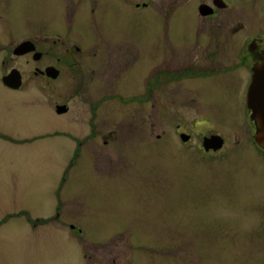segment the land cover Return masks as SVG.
I'll return each mask as SVG.
<instances>
[{"label": "rangeland", "instance_id": "obj_1", "mask_svg": "<svg viewBox=\"0 0 264 264\" xmlns=\"http://www.w3.org/2000/svg\"><path fill=\"white\" fill-rule=\"evenodd\" d=\"M134 1L156 7L169 0ZM259 1L264 8V0ZM177 3L174 35L179 40L187 33L181 27L199 16L194 14L198 5L184 11L185 0ZM29 5V25H49L58 16L55 0H29ZM93 5H99L94 18L102 16V5H110L103 16L110 32L114 29L126 43L140 37V85L124 97L143 99L154 35H162L154 49L157 58L162 51L179 53L180 41L172 48L165 44L162 16L150 7L124 5L121 10L112 0ZM240 7L239 37L254 32L246 13L250 5ZM78 25L85 29L84 22ZM94 26L88 31L99 39L104 27ZM234 56L218 59L232 65L238 63ZM183 58L196 65L204 59L197 54ZM183 76L173 74L165 86L168 95L164 84L159 86L153 107L144 99L106 102L99 113L109 128L125 126L126 132L108 138L106 146L113 147L105 152L89 153L86 143L78 144L82 138H43L21 146L0 140V264H125L132 256L139 258L137 264H264V163L251 151L252 125L209 82L194 83L190 95L187 86L197 79ZM45 98L58 101L48 91ZM70 103L71 116L84 114V120L81 103ZM176 124L191 135L184 147L174 133ZM210 134L224 140L226 158L203 154L202 138ZM94 141L105 148L100 138ZM77 149L80 156L70 166Z\"/></svg>", "mask_w": 264, "mask_h": 264}, {"label": "flooded vegetation", "instance_id": "obj_2", "mask_svg": "<svg viewBox=\"0 0 264 264\" xmlns=\"http://www.w3.org/2000/svg\"><path fill=\"white\" fill-rule=\"evenodd\" d=\"M55 1L58 16L53 17L49 25L39 23L32 26L29 25V0H0V140L21 146L43 138H82L83 141H78V144L82 146L86 143L89 153L105 152L104 149L113 147L106 146L111 142L107 139L119 137L126 130L125 126L109 128V121L104 119L105 114L99 113L101 107L111 101L125 104L140 103L143 99L153 102V107L157 101L159 86L163 83L162 86L165 87L176 73L180 77L184 75L183 78L192 75V79H197L187 86L190 95L194 83L205 81L219 89L223 100L234 101L239 107V113H245L252 125L251 151L260 163H264V149L254 143L255 127L246 106L252 68L261 64V58L264 57V8L259 0H185L184 11L190 5H198L194 14L197 12L199 18L194 19V15L189 18L186 26L181 27L187 33H183L179 40L174 35V20L177 17L175 12L179 9L174 8V5H178L177 0H169L156 7H151L155 4L147 2L139 5L134 0H112L119 4L121 10L124 5H134L131 8L136 10L150 7L162 16L160 25L168 33L163 38L165 44L172 48L174 41H180L179 53L178 50L173 51V54L170 50L162 51L157 58V51L154 49L162 35H154V47L150 50L152 58L147 62L151 71L150 82L143 99L137 95L128 99L124 97L140 85V37L126 43L114 29L110 32L107 18L103 16L110 5H102V16L94 18L99 6L93 5L94 0ZM241 5H250L249 12L247 10L246 13L251 17L254 32L244 33L239 37L237 22L240 21V15L244 16ZM80 22L86 24V30L78 25ZM97 23L104 27V31L99 39H93L95 36L88 29L94 28ZM193 53L204 57L200 64L196 65L198 61H186L183 58L190 54L196 55ZM231 55H235L239 64L221 65L218 58L224 57L223 61H227ZM179 57L181 59L177 60ZM125 73L128 74L126 77ZM7 77L14 81H6ZM46 90L50 96L53 93L58 101L47 102ZM179 90L182 95H186L183 87ZM164 91L166 95L169 94L166 87ZM30 92L39 96L40 101L33 100L35 96H31ZM22 95L25 98H19ZM61 98L64 100L60 101ZM74 100L81 103L89 117L86 115L83 120L84 114H80L78 118L71 116L75 109L70 102ZM174 133L181 142V135L188 136V141L182 142V146L188 145L191 135L184 132L181 124L175 125ZM211 136L219 135L204 136L202 149L203 139ZM96 138H100L105 148L95 146ZM223 146L224 140L220 149H203V154H217L218 159H224L228 156V151ZM237 149L240 150L238 153L245 150L241 147ZM80 153L78 149L75 151L70 166L77 162ZM138 260L139 258L132 256L125 264H137Z\"/></svg>", "mask_w": 264, "mask_h": 264}, {"label": "water", "instance_id": "obj_3", "mask_svg": "<svg viewBox=\"0 0 264 264\" xmlns=\"http://www.w3.org/2000/svg\"><path fill=\"white\" fill-rule=\"evenodd\" d=\"M6 81L13 82L14 79L7 77ZM246 106L250 111V120L255 127L253 139L259 147L264 148V57L261 58V64L252 68L251 81L246 95ZM181 139L186 142L188 136L181 135ZM221 146L222 140L218 136L203 139L205 151L210 149L215 151Z\"/></svg>", "mask_w": 264, "mask_h": 264}]
</instances>
